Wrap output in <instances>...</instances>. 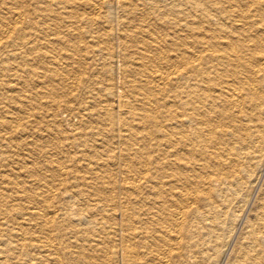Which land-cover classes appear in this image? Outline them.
Masks as SVG:
<instances>
[{"label":"bare ground","instance_id":"6f19581e","mask_svg":"<svg viewBox=\"0 0 264 264\" xmlns=\"http://www.w3.org/2000/svg\"><path fill=\"white\" fill-rule=\"evenodd\" d=\"M0 264H264V0H0Z\"/></svg>","mask_w":264,"mask_h":264}]
</instances>
